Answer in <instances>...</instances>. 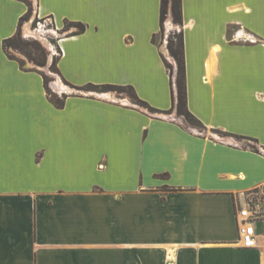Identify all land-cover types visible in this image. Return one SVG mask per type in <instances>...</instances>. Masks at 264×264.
Masks as SVG:
<instances>
[{
	"label": "crops",
	"instance_id": "obj_1",
	"mask_svg": "<svg viewBox=\"0 0 264 264\" xmlns=\"http://www.w3.org/2000/svg\"><path fill=\"white\" fill-rule=\"evenodd\" d=\"M35 5L57 30L88 25L59 36L71 85H130L172 109L168 55L152 42L161 0ZM27 10L0 0V264H264V221L246 249L236 219L264 193V0H183L188 108L204 132L175 110L66 87L56 108L4 51Z\"/></svg>",
	"mask_w": 264,
	"mask_h": 264
},
{
	"label": "trees",
	"instance_id": "obj_2",
	"mask_svg": "<svg viewBox=\"0 0 264 264\" xmlns=\"http://www.w3.org/2000/svg\"><path fill=\"white\" fill-rule=\"evenodd\" d=\"M24 2L27 5V12L20 18L18 30L17 32L4 40L3 47L6 55L9 59L14 60L19 63L20 68L23 71H34L38 72L44 80V87L47 93V97L50 102L58 109H62L65 107L66 99L68 97L67 94H63L61 96L55 94L50 87V77L45 74V72L39 70L38 68H29L26 67V59H20L10 53V49H14L17 52L22 53L29 61L39 65L44 66L48 61V51L43 46V44L36 39H26L22 35V27L23 24L28 21L33 13L34 7L33 3L30 0H19ZM35 22H43L46 19L52 20V24L55 27V22L53 17L48 18H40L35 16ZM171 18L172 23L175 25V29L171 30L169 33L167 32L166 21L168 18ZM184 15H183V0H161L160 6V32L158 34L153 35L152 42L158 45L160 48L163 43L167 42V50L169 55L174 60L172 63L165 54L162 53V57L164 59L165 66L168 70L171 84H172V97H173V106L169 111H161L152 107L149 103L142 100L137 94L135 88L133 86H118V85H95L88 84L83 87H77L71 85L68 81L62 78L61 71L59 69V61L62 55V51L59 47V57L55 58L51 69L56 72L65 84L73 87L75 89H93V90H101L104 92L107 91H115L118 94H126L129 96L132 104L140 109L147 110L150 114H171L174 110L177 112L179 117L184 119L185 125L187 127H192L200 130L201 132L206 130V127L203 123L195 117L188 108V90H187V71H186V57H185V42H184ZM52 26V27H53ZM73 29V30H72ZM88 30V25L81 21H70L65 20L64 26L60 30L62 36H77L84 34ZM59 39L57 40V44L59 46ZM223 134L222 132H219ZM239 140H247L252 141L257 144L255 139H251L248 137L235 136ZM255 152H260L259 149L254 148ZM166 176V175H163ZM167 192H177L178 189L171 188L166 190Z\"/></svg>",
	"mask_w": 264,
	"mask_h": 264
},
{
	"label": "rangeland",
	"instance_id": "obj_3",
	"mask_svg": "<svg viewBox=\"0 0 264 264\" xmlns=\"http://www.w3.org/2000/svg\"><path fill=\"white\" fill-rule=\"evenodd\" d=\"M30 1L33 3L34 13H33L32 17L23 24L22 35L26 39H32L33 38V39L40 41L43 44V46L48 51L47 64L44 66H39V65L29 61L22 53L17 52L14 49H10L11 54L16 56L17 58L26 59V67H29V64H30L31 68H38L39 70L45 72V74L48 75L51 79L49 84H50L52 91L59 96H61L62 89H64V87H66L70 93H74V94H92V95H106L107 94L109 96H112L113 98H118V99L129 98L128 95L118 94L115 91L104 92L101 90H93V89H75V88L70 87L69 85L65 84L64 81L62 80V78L60 77V75H58L56 72H54L51 69V66L53 64L54 59L59 57V46L57 44V40H58L59 36H61L62 34L60 33V30H57L56 25H55V27L53 26L52 20H50V19L44 20L43 22H41L42 24H39V22H35V19H36V17H35V11H36L35 10V7H36L35 0H30ZM170 22H172V20L169 17L166 21L168 33L171 30L176 28L175 25L173 23L170 24ZM162 47L164 48L165 52L167 53V55H168L167 57L169 58V60L172 63H174V60L169 55V52L167 50V44L165 42L163 43ZM45 68H46V70H45ZM55 85H57V88H55ZM130 102L132 103L131 100H130ZM164 115L169 116V114H164ZM181 119L184 121V119L182 117H181ZM211 133L213 135H218L220 137L222 136L220 133H214V132H211ZM165 190H168V189H165Z\"/></svg>",
	"mask_w": 264,
	"mask_h": 264
},
{
	"label": "built area",
	"instance_id": "obj_4",
	"mask_svg": "<svg viewBox=\"0 0 264 264\" xmlns=\"http://www.w3.org/2000/svg\"><path fill=\"white\" fill-rule=\"evenodd\" d=\"M245 196L244 202L239 204L236 219L239 241L243 248L251 249L258 245L257 223L264 221V193L254 189Z\"/></svg>",
	"mask_w": 264,
	"mask_h": 264
},
{
	"label": "water",
	"instance_id": "obj_5",
	"mask_svg": "<svg viewBox=\"0 0 264 264\" xmlns=\"http://www.w3.org/2000/svg\"><path fill=\"white\" fill-rule=\"evenodd\" d=\"M170 24H172V22H170ZM29 67L31 68L30 64H29ZM45 70H46V68H45ZM55 88H57V85H55Z\"/></svg>",
	"mask_w": 264,
	"mask_h": 264
}]
</instances>
